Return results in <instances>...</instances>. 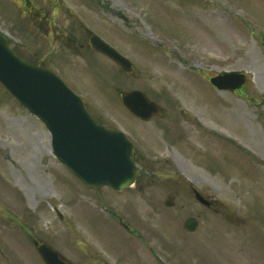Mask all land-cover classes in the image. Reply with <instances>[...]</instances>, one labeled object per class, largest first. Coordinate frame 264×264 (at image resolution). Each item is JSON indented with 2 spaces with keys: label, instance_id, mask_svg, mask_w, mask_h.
Listing matches in <instances>:
<instances>
[{
  "label": "rangeland",
  "instance_id": "obj_1",
  "mask_svg": "<svg viewBox=\"0 0 264 264\" xmlns=\"http://www.w3.org/2000/svg\"><path fill=\"white\" fill-rule=\"evenodd\" d=\"M0 27L71 77L95 118L131 132L140 159L136 186L91 191L0 83V264H46L37 242L70 264H264V0H0ZM89 30L135 71L86 51ZM223 70L247 73L240 93L206 79ZM115 87L143 90L164 116L140 120Z\"/></svg>",
  "mask_w": 264,
  "mask_h": 264
},
{
  "label": "water",
  "instance_id": "obj_2",
  "mask_svg": "<svg viewBox=\"0 0 264 264\" xmlns=\"http://www.w3.org/2000/svg\"><path fill=\"white\" fill-rule=\"evenodd\" d=\"M94 48L117 61L126 72L133 70L129 59L121 55L98 35H93ZM0 81L48 126L54 153L87 186L103 185L122 189L131 185L138 169L134 160V145L120 131L111 130L95 121L84 101L53 71L34 65L10 48L9 37L0 29ZM220 89L236 90L246 82L240 71H223L211 77ZM124 102L142 118L148 119L159 108L149 102L141 91L123 94ZM197 198L209 202L196 191ZM188 230L197 222L186 221ZM39 252L48 264H68L59 252L46 243Z\"/></svg>",
  "mask_w": 264,
  "mask_h": 264
},
{
  "label": "flooded vegetation",
  "instance_id": "obj_3",
  "mask_svg": "<svg viewBox=\"0 0 264 264\" xmlns=\"http://www.w3.org/2000/svg\"><path fill=\"white\" fill-rule=\"evenodd\" d=\"M90 36H91V34H90V31H87V34H85V45H87V50L89 51V50H91V51H94V50H92V46H91V44H90ZM84 45V43H82V46ZM37 64H45L44 62H39V63H37ZM165 112V110L163 109V112H161V113H159V114H156V115H153L152 116V118L150 119V120H152L155 116H159V115H162L163 113ZM162 116H164V114L162 115ZM138 152V150H136V153ZM138 181H140V178H138L137 180H136V183H135V186L137 185V183H138ZM102 188H100V189H95V190H101ZM214 204H215V202H214ZM213 206V205H212ZM211 206V207H212ZM120 219L121 218H119V222L121 223V221H120Z\"/></svg>",
  "mask_w": 264,
  "mask_h": 264
},
{
  "label": "bare ground",
  "instance_id": "obj_4",
  "mask_svg": "<svg viewBox=\"0 0 264 264\" xmlns=\"http://www.w3.org/2000/svg\"><path fill=\"white\" fill-rule=\"evenodd\" d=\"M234 112H235V110L233 111V113ZM196 113H198V112H196ZM242 114H243L242 111L239 108H237V112L234 113V116H235V118H241Z\"/></svg>",
  "mask_w": 264,
  "mask_h": 264
}]
</instances>
